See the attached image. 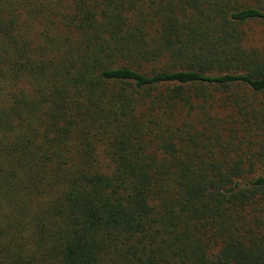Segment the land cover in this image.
Masks as SVG:
<instances>
[{
    "label": "trees",
    "instance_id": "1",
    "mask_svg": "<svg viewBox=\"0 0 264 264\" xmlns=\"http://www.w3.org/2000/svg\"><path fill=\"white\" fill-rule=\"evenodd\" d=\"M249 0H0V264H264V46Z\"/></svg>",
    "mask_w": 264,
    "mask_h": 264
},
{
    "label": "rangeland",
    "instance_id": "2",
    "mask_svg": "<svg viewBox=\"0 0 264 264\" xmlns=\"http://www.w3.org/2000/svg\"><path fill=\"white\" fill-rule=\"evenodd\" d=\"M252 4L259 5L264 8V0H249ZM245 29H247L246 43L251 47L264 46V20L250 22Z\"/></svg>",
    "mask_w": 264,
    "mask_h": 264
}]
</instances>
